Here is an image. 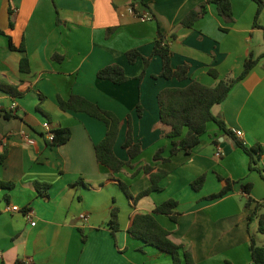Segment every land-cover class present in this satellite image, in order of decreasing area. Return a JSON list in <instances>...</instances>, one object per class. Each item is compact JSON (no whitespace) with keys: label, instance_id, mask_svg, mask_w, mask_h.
I'll use <instances>...</instances> for the list:
<instances>
[{"label":"crops","instance_id":"obj_1","mask_svg":"<svg viewBox=\"0 0 264 264\" xmlns=\"http://www.w3.org/2000/svg\"><path fill=\"white\" fill-rule=\"evenodd\" d=\"M202 1L0 0V179L15 183L11 189H0V263L173 264L170 252L147 244L129 227L136 213L153 212L174 198L177 221L161 212L155 217L182 243L181 264H186L184 250L191 251L196 264H254L251 238L264 246L258 217L249 220L256 203L264 201V56L213 107L229 128L243 130L247 146L263 147L260 171L250 169V156L215 122L190 152L180 150L166 162L154 160L161 147L169 156L172 145L166 136L171 126L160 119V90L186 86L193 79L215 85L221 78L237 76L251 52L254 57L264 55V6L259 26L254 25L258 8L254 0H232L231 20L209 3L193 26L183 24ZM131 5L154 17L139 19L129 12ZM159 29L173 50V66L190 64L187 79L154 77L163 66L159 55L152 57L143 79L138 78ZM10 40L16 48H11ZM22 45L25 49L19 50ZM133 48L141 55L131 63L126 52ZM24 57L29 71L21 69ZM113 63L122 65L131 79L117 84L97 77L99 69ZM211 68L219 72L218 78L210 74ZM72 94L121 118L114 150L125 161L130 158L123 147L127 114L132 113L134 134L143 146L133 167L114 173L98 162L96 145L107 126L86 112L63 110L59 97ZM45 121L52 129L69 127L70 139L49 143ZM147 163L168 175L161 180V189L135 201L121 181L134 195L148 188L149 175L143 170L133 175ZM202 174L203 186L193 188L192 181ZM219 175L236 184L225 195L209 199L223 186ZM36 182L49 183L48 192L41 193ZM243 182L251 183L249 193L242 191ZM249 199L251 208L245 206ZM8 205L19 210H8ZM114 206L120 208L117 231L109 223Z\"/></svg>","mask_w":264,"mask_h":264},{"label":"trees","instance_id":"obj_2","mask_svg":"<svg viewBox=\"0 0 264 264\" xmlns=\"http://www.w3.org/2000/svg\"><path fill=\"white\" fill-rule=\"evenodd\" d=\"M258 4L255 26H259L258 18L264 6V0H254ZM209 3H215L219 14L225 17L227 20L233 18V6L232 0H204L195 9H192L183 19V24L191 27L193 24L205 14L207 5ZM135 9L134 5H132ZM136 12H138L136 10ZM154 17V16H153ZM264 28V27H263ZM109 30H113L112 28ZM2 31L0 30V33ZM165 35L158 30V38L155 42L153 52L150 56L144 57L145 67L142 73L138 76L140 80L143 79L146 68L151 59L155 55H159L162 58L163 66L160 74H154V77L164 76L166 78L176 77L179 80L187 79L189 76L190 64L184 63L177 67L173 66L172 56L173 50L170 45L165 41ZM11 48H16L10 40ZM24 45L19 50H24ZM128 60L134 63L141 55L138 49H129L127 52ZM254 57L251 52L246 58L242 71L235 77L221 78L215 85L205 84L197 79H193L186 86H168L160 90L158 93V103L160 108V119L163 123L171 126V130L166 134L167 137L172 138V145L170 148V155L164 156V147H161L154 154V160H160L163 162L169 161L171 155L178 153L180 150L190 152L194 146L200 143L201 137L208 131L210 122H215L221 129L228 135L232 136L237 145L241 147L250 156V169H257L260 171V167L257 166L258 157L263 151L261 145L247 146V144L240 139L234 131L226 125L222 116H218L213 112V107L216 104L223 102L229 95L231 89L236 83L246 77L250 71L257 65L260 58ZM264 66V64H263ZM29 61L27 57H24L21 61V69L23 71H29ZM210 74L218 78L219 72L211 68ZM97 77L101 79H108L114 83L121 84L131 78L126 74L125 69L118 63L106 65L98 70ZM59 104L63 110H75L83 111L89 115L103 121L107 126V131L104 138L96 145L97 160L101 165L109 168L112 172H120L125 169V166L133 167L132 160L143 151L142 143L136 140L134 134V123L132 113L127 114V134L126 140L123 143V147L129 154V160H122L117 156L114 150V145L119 135L122 120L113 111L101 107L99 104L91 101L90 99L78 95L72 94L68 99L59 97ZM138 115L143 114V108L139 102L137 105ZM54 131L53 140H48L53 145L63 144L67 142L71 137V129L66 126H58ZM141 170L145 174L149 175L151 185L140 191L137 195H134L129 184L125 181H121V186L126 192L128 197L134 198L135 201L141 197L151 193L154 190L161 189V180L168 175V171L162 168H155L150 163L144 164L138 168L133 175H137ZM206 176L204 174L198 176L192 181V186L195 189H200ZM219 179L223 181V186L220 190L208 195L209 199L221 197L231 191L236 181L219 175ZM15 183L0 179L1 188H13ZM35 187L41 192H48L50 187L49 183L41 184L35 183ZM251 183H241L242 191L250 192ZM252 200L246 201L245 206L251 208ZM178 201L174 198H169L160 204H158L153 212L148 213H136L132 218L129 232L134 236L141 238L147 244H152L159 247L161 250L168 251L173 255V264H181L182 257L179 250L183 247L182 243L176 240L170 230L165 228L155 217V213H166L172 220L177 221L178 212L176 210ZM264 201H258L256 206L249 214V220L258 217L259 231L264 233ZM118 206H114L112 209V215L110 225L113 231H117L120 228ZM250 249L254 264H264V246L259 245L251 238ZM184 260L186 264H196L193 259L191 251L184 250ZM5 264V263H0Z\"/></svg>","mask_w":264,"mask_h":264},{"label":"built area","instance_id":"obj_3","mask_svg":"<svg viewBox=\"0 0 264 264\" xmlns=\"http://www.w3.org/2000/svg\"><path fill=\"white\" fill-rule=\"evenodd\" d=\"M128 10L131 13H135L137 15V17L139 19H141V20H148V19H152L153 18V14L149 10H146L144 12H136L132 5L128 7ZM2 107H3V105H2V103L0 101V108H2ZM15 108H16V102L12 103V105H11V111H13ZM43 125H44V128L46 130L47 139L48 140H53V138H54V131L51 128L49 122L48 121H45L43 123ZM233 131H234V133L240 139L243 138V135H244L243 130H241V129H234ZM29 141L32 142V140H29ZM217 154L220 155V152H217ZM7 209L8 210H19V206H17V205H8L7 206ZM82 218L87 219V215L82 214ZM0 255H1V249H0Z\"/></svg>","mask_w":264,"mask_h":264},{"label":"rangeland","instance_id":"obj_4","mask_svg":"<svg viewBox=\"0 0 264 264\" xmlns=\"http://www.w3.org/2000/svg\"><path fill=\"white\" fill-rule=\"evenodd\" d=\"M217 108V107H216ZM214 175H215V173H214Z\"/></svg>","mask_w":264,"mask_h":264}]
</instances>
